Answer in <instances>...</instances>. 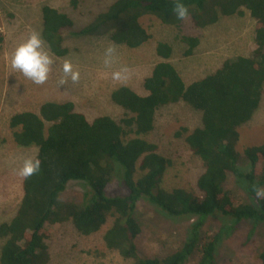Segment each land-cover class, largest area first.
Segmentation results:
<instances>
[{
    "label": "trees",
    "instance_id": "16d2710c",
    "mask_svg": "<svg viewBox=\"0 0 264 264\" xmlns=\"http://www.w3.org/2000/svg\"><path fill=\"white\" fill-rule=\"evenodd\" d=\"M77 2L70 0L71 9H67L76 12ZM181 2L188 8L183 20L173 11L176 0H113L76 31H72L74 24L68 14L49 5L40 7V38L57 58L68 54L64 33L70 30L78 38L107 37L118 46L141 48L151 38L141 23L144 17L179 31L174 40L187 46L183 56L190 57L200 39L181 34L184 21L203 30L221 17L240 19L245 12L254 24L253 49L247 56L221 62L212 74L185 85L169 62L172 46L158 41L155 55L159 62L142 81L141 93L120 86L109 94L110 102L125 111L118 121L109 116L88 120L73 102L41 101L33 111L12 115L8 128L14 153L36 148L34 158L40 160V169L22 177L19 206L16 211L14 206L10 220L0 221V264H48L47 228L66 223L84 237L102 231L105 250L128 264H186L191 260V264H216V246L237 225H264V197L256 195L264 190V145L237 147L239 129L252 120L264 97V0ZM2 40L0 36V44ZM177 104L201 114L199 127L181 128L174 135L183 138L190 155L202 164L194 193L163 187L171 160L163 157L152 137L146 138L155 130L157 111ZM242 159L248 162L244 172ZM116 174L126 193L108 196L106 189ZM229 175L244 186L249 201L238 200L224 188ZM71 182L87 188L79 203L61 197ZM140 201H147L167 219L191 222L186 239L165 255H144L138 242L142 231L135 218ZM211 216H220L221 226L217 232L203 234L204 222ZM253 264H264V243Z\"/></svg>",
    "mask_w": 264,
    "mask_h": 264
},
{
    "label": "rangeland",
    "instance_id": "374dc122",
    "mask_svg": "<svg viewBox=\"0 0 264 264\" xmlns=\"http://www.w3.org/2000/svg\"><path fill=\"white\" fill-rule=\"evenodd\" d=\"M69 1L28 0L10 3L0 0V36L3 39L0 44V221L10 220L11 215L14 216L13 208L15 206V211L17 210L20 203L18 197L22 191V177L17 174L18 170L25 159L34 158L37 150L28 147L14 153L15 148L8 128L12 115L33 111L41 101L73 102L76 110L88 120L109 116L118 121L125 111L110 102L109 94L120 86H128L141 93L142 81L150 74L153 65L159 62L155 55L158 41H166L172 46L173 52L169 62L185 85L212 74L221 62L247 56L253 49L254 24L246 12L240 19L237 16L221 17L215 25L203 30L195 29L189 21H184L181 34L200 39V45L193 51V55L184 57L187 46L174 40V35H179V31L168 30L169 26L161 25L151 17L141 20L151 38L138 49L131 50L115 45L107 37L78 38L71 32L91 22L92 18L104 11V7L113 0H77V10L80 11L75 10L76 12L68 10L71 9ZM42 5L52 6L68 14L74 28L64 33L67 56L57 58L49 53L53 60L49 78L45 83L37 85L18 71H14L10 60L15 48L31 33L36 31L40 37L39 10ZM110 46L114 48V53L111 62L105 65V49ZM65 60L70 61L74 70L79 72L76 82L64 77L61 66ZM113 72H121L122 78L114 80ZM61 79L65 80L63 84L60 83ZM155 122V130L146 138L152 137L151 142L158 146L163 157L171 160L163 187L168 190L181 188L197 192L196 181L203 173L202 164L190 155L183 138L178 139L174 135L181 128L193 130L199 127L201 114L185 104L168 105L157 111ZM239 136V150L264 145V97L252 120L239 129ZM3 139L6 140L4 144ZM240 165L243 172L248 170L246 160L242 159ZM118 180L117 174L114 175L106 189L108 196L126 193ZM224 188L232 192L238 200H250L244 186L238 184L233 175L228 176ZM86 190L83 184L71 182L61 197L79 203ZM135 218L142 231L138 240L140 250L150 257L165 255L176 248L186 239L191 223L167 219L144 201L137 204ZM221 223L220 216L209 217L202 227L203 234L217 232ZM109 224L108 221L107 227ZM47 231L50 235L46 243L49 248L48 264H128L116 253L105 250L102 231L92 237H84L69 223L48 227ZM263 243L264 225L254 228L252 223H241L228 238L216 246L215 262L253 264ZM191 262L192 260L186 264Z\"/></svg>",
    "mask_w": 264,
    "mask_h": 264
},
{
    "label": "clouds",
    "instance_id": "9594fccd",
    "mask_svg": "<svg viewBox=\"0 0 264 264\" xmlns=\"http://www.w3.org/2000/svg\"><path fill=\"white\" fill-rule=\"evenodd\" d=\"M173 11L177 19L180 20L185 19L188 15V8L181 0H176ZM113 53V47L110 46L105 49V65L111 62ZM52 63L53 60L49 52L44 49L43 41L36 32L31 33L23 43L15 48L10 60V66L14 71H18L23 77L37 85L43 84L48 80ZM61 71L64 77L72 82H76L79 79V72L74 70L72 63L68 60L63 62ZM112 78L114 80L121 79V72H113ZM64 82L65 80L61 79L60 83L63 84ZM39 169L40 160L29 158L23 161L17 174L23 178H28L38 173ZM256 195L258 198L264 197V190H258Z\"/></svg>",
    "mask_w": 264,
    "mask_h": 264
},
{
    "label": "bare ground",
    "instance_id": "6f19581e",
    "mask_svg": "<svg viewBox=\"0 0 264 264\" xmlns=\"http://www.w3.org/2000/svg\"><path fill=\"white\" fill-rule=\"evenodd\" d=\"M99 3V2H98ZM75 5V4H74ZM101 5V4H100ZM33 6V5H32ZM92 6V5H91ZM37 8V7H36ZM42 8V7H41ZM27 9V8H26ZM32 9V8H31ZM28 10V9H27ZM130 12V11H129ZM43 13V12H42ZM46 13V12H45ZM15 15V14H14ZM44 15V14H43ZM47 15H45V17H46ZM108 17V16H107ZM33 20V19H32ZM130 20V19H129ZM90 23V22H89ZM130 23V22H129ZM20 25V24H19ZM24 27V26H23ZM123 28H124V25H123ZM29 29V28H28ZM27 29V30H28ZM19 31V30H18ZM36 32V31H35ZM18 33V32H17ZM47 41V40H46ZM49 42V41H48ZM10 43V42H9ZM50 46H52V45H50ZM51 50H52V48H51ZM55 50V49H54ZM98 70V69H97ZM128 72V71H127ZM100 75H102V74H100ZM95 78V77H94ZM100 78V77H99ZM93 79V78H92ZM96 83V82H95ZM133 140V139H132ZM135 140V139H134ZM128 144V143H127ZM247 170V169H246ZM161 190V189H160ZM174 191V190H173ZM190 194V193H189ZM147 202V201H146ZM162 210V209H161ZM178 219V218H177ZM180 220V219H179ZM189 222V221H188ZM231 223V222H230ZM215 231V230H214ZM70 240V239H69ZM91 240V239H90ZM133 248V247H132ZM130 250V249H129ZM120 251V250H119ZM121 252V251H120ZM128 255V254H127ZM114 256V255H113Z\"/></svg>",
    "mask_w": 264,
    "mask_h": 264
}]
</instances>
